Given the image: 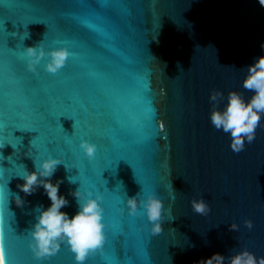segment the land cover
Instances as JSON below:
<instances>
[{"label":"water","instance_id":"1","mask_svg":"<svg viewBox=\"0 0 264 264\" xmlns=\"http://www.w3.org/2000/svg\"><path fill=\"white\" fill-rule=\"evenodd\" d=\"M39 44L72 53L57 74L45 71L47 57L36 74L27 70L24 49ZM262 45L258 0H0L6 264H75L66 245L45 261L29 247L51 201L43 187L25 196L17 185L49 157L63 162L51 182L63 181L69 204L61 211L70 218L79 206L69 193L103 197L106 242L87 264H198L217 253L229 264L243 250L264 257V127L235 153L230 135L210 122L213 90L223 94L220 110L230 91L253 95L242 81ZM81 141L96 145L95 159ZM137 193L163 201L162 234H151L143 208L128 214ZM201 198L207 216L191 208Z\"/></svg>","mask_w":264,"mask_h":264},{"label":"clouds","instance_id":"2","mask_svg":"<svg viewBox=\"0 0 264 264\" xmlns=\"http://www.w3.org/2000/svg\"><path fill=\"white\" fill-rule=\"evenodd\" d=\"M258 2L261 7H264V0H258ZM27 38H29L28 32L24 39ZM261 47L264 48V45ZM71 55L72 53L65 47L45 52L39 44L24 49L27 70L33 74H36L37 66L47 57L48 62L44 65V69L47 73L55 75L66 66ZM242 87L248 92H252L253 95L245 100L241 92L230 91L223 110L218 108L223 94L216 90L210 94V102L213 104L210 122L217 131L222 130L225 134L230 135V147L235 153L243 151L246 142L252 143L256 138L258 128L264 127L261 124L262 117H264V56L259 57L254 64L248 66ZM3 147L4 145H0V148ZM80 149L89 160L95 159L97 152L95 144L81 141ZM34 163L36 171L29 172L25 169L24 175L20 176L24 183L17 185L25 196L32 195L39 187H43L51 201L50 207L40 211L37 222L29 231L31 237L29 247L34 259L38 261L49 260L59 253L62 245H66L74 254L75 264H87L91 256L97 252L102 253L106 242V225L103 222L104 208L101 206L103 197L96 195L93 199L91 191H88L85 196L79 189L69 193L75 197L79 206V211L70 218L67 213L61 211L69 204L68 200L59 194V188L63 181L57 180L55 184L51 182V177L63 164L62 160L49 157L39 164ZM69 181L74 183L70 179ZM139 195L140 193H137L136 196L127 199L128 214L135 217L138 210L143 208V214L146 215L147 221L151 224V234L154 236L162 234V224L165 219L163 201L155 194H149L146 200H138ZM15 203L17 207H22L24 200L17 194ZM191 208L194 213L201 216H207L211 211L203 198L193 199ZM40 209H43V205L40 206ZM244 223L249 230L252 229L253 224L250 220H246ZM230 230L238 231V225L233 223ZM4 253V233L3 229L0 228V264H6ZM227 259L229 264H264V257L258 258L247 250ZM225 260L226 257L217 253L210 258L199 261L198 264H225Z\"/></svg>","mask_w":264,"mask_h":264},{"label":"snow or ice","instance_id":"3","mask_svg":"<svg viewBox=\"0 0 264 264\" xmlns=\"http://www.w3.org/2000/svg\"><path fill=\"white\" fill-rule=\"evenodd\" d=\"M4 259H5V261H6V254L4 253Z\"/></svg>","mask_w":264,"mask_h":264}]
</instances>
